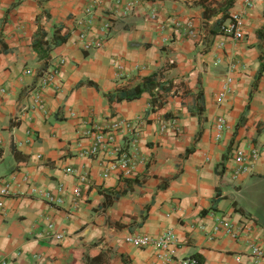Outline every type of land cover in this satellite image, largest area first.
Here are the masks:
<instances>
[{
    "label": "crops",
    "instance_id": "obj_1",
    "mask_svg": "<svg viewBox=\"0 0 264 264\" xmlns=\"http://www.w3.org/2000/svg\"><path fill=\"white\" fill-rule=\"evenodd\" d=\"M88 5V0L42 5L0 0V190L6 185L11 193L0 195V259L164 264L154 248H135L125 238L171 231L179 241L178 261L199 255L203 264H238V258L245 264L242 240L211 231L217 219H247L249 235L264 251V73L257 79L264 0H252L251 7L246 0H101L91 31L110 18L112 34L85 52L77 40L78 21ZM235 17L242 21V40L221 31ZM220 21L218 33L210 35ZM39 28L46 40L57 28L67 36L48 52L44 72L45 61L32 46ZM189 30L201 34V41L188 36ZM62 57L56 79L40 88L41 76ZM153 76L173 85L159 107L152 105L155 91L129 102L105 98ZM35 92L43 110L31 107ZM217 117L226 121L219 141ZM128 121L137 126L135 151L130 134L118 130L106 151L84 154L95 132ZM236 148L248 158L253 149L262 151L249 168L234 160ZM122 154L133 157L131 174L105 178L103 167ZM112 190L127 193L105 207L100 192ZM42 192L57 195L62 204L48 205ZM258 264H264V255Z\"/></svg>",
    "mask_w": 264,
    "mask_h": 264
},
{
    "label": "built area",
    "instance_id": "obj_2",
    "mask_svg": "<svg viewBox=\"0 0 264 264\" xmlns=\"http://www.w3.org/2000/svg\"><path fill=\"white\" fill-rule=\"evenodd\" d=\"M101 0H88L89 5L85 8L83 15L84 17L78 21V25L81 27L78 34V42L80 43L81 49L85 52H89L96 48L101 47L106 40L112 34V26L113 20L107 18L101 22L96 31L92 33V25L94 24V8ZM252 0H246V6L251 7ZM132 5H129V10H132ZM242 21L239 17H235L234 20L228 25L223 26L221 31L224 35L231 36L235 40H242ZM188 36L192 38H198L201 41V34H197L192 30H189ZM65 63V59L59 58L56 62V65L53 69L45 72L40 78L39 87L43 88L48 84L52 83L60 72V66ZM231 80H228V85ZM229 87L226 86L224 91L219 95L218 101H222L226 92H228ZM0 94H2V90H0ZM41 94L39 92H35L33 95V104L31 107H35L38 110L44 109V102ZM136 125L130 121L121 122L115 124L112 130H107L106 132L97 131L94 133L93 142L90 148L84 153L89 157L97 156L104 151H106L108 146H112L115 144V131L125 130L130 134V143L131 148L135 151L134 146L137 141L136 135ZM226 130V121L223 117H217L214 122V139L219 141L222 139L223 133ZM262 150L253 149L250 153V157H246V155L236 149H233L232 156L234 160L240 165H246L251 168L254 163L259 158ZM131 154H122L116 159L115 163L107 162L103 167V176L107 178L111 173L118 172V174L122 177H127L131 174ZM85 177H81L80 182H84ZM32 193H35L33 189H30ZM58 191H62L61 188H58ZM9 187L3 186L0 190V195L3 197H8L10 195ZM42 199L53 207H58L62 204V199L57 197V195L51 194L50 192H42L40 193ZM75 196L80 195L79 186L76 188L74 192ZM0 208H2L0 204ZM49 229L52 230V226H49ZM212 234L222 233L227 236H231L236 240H242L244 246L246 248L245 257L247 262L245 264H258L259 260L262 259L264 255L263 248L260 246L259 242L253 239L250 233V221L247 219H243L237 223L230 222L225 218H220L216 220V224L212 228ZM53 238L55 240L62 239V235L54 234ZM125 241L134 246L135 248L145 249V248H154L156 252V257L158 260L162 261L164 264H194V260L191 259H183L176 260V249L178 248L179 241L175 234L171 231H166L158 236H148V235H130L125 238ZM238 264H242L241 260L237 259ZM0 264H8V262L4 259H0ZM244 264V263H243Z\"/></svg>",
    "mask_w": 264,
    "mask_h": 264
},
{
    "label": "trees",
    "instance_id": "obj_3",
    "mask_svg": "<svg viewBox=\"0 0 264 264\" xmlns=\"http://www.w3.org/2000/svg\"><path fill=\"white\" fill-rule=\"evenodd\" d=\"M48 0H40V5H42L43 3L47 2ZM231 2L229 1L226 4V8L230 7ZM44 12H42L43 14ZM46 14V13H45ZM48 15V14H47ZM46 15V17H48ZM222 24V21L217 22L213 27H211L208 30V33L210 35H215L218 33V28L220 27V25ZM61 28H57L53 34V36L51 37L50 40H46V33L39 28L38 29V33L35 37V40L33 42V49L34 51H36V53L38 54V59L39 60H44L45 64L43 65V72L46 70L47 68V62L46 60L48 59V52L56 47L61 45L62 43H64L67 39L66 35H62L61 34ZM258 34L260 36L261 39L264 38V28L262 30L258 31ZM260 66H259V71H258V75H257V79L263 75L264 73V54L260 56ZM87 85H94L92 82L88 81L86 83ZM173 85L172 84H168V85H161L159 84V82L155 81V76H153L152 78H146L143 82L142 85H138L135 86L131 89H122L118 92H116L115 94H109L106 95L105 98L109 103L112 102H122V101H133L136 100L140 97V95L144 92H149L152 94V91H155L157 93V96H154L152 94V105L153 107H159L161 106L163 103L161 102V99H163V97H165L166 95H168L170 93V91L172 90ZM202 96V92L201 90L198 92L197 98L201 99ZM251 96V95H250ZM200 112V110H199ZM192 151V149H188L186 151V154H189ZM14 155L17 157V153H14ZM22 165L21 162H18V165ZM125 183H131L132 181L130 180H124ZM127 192L126 191H119V190H112V191H102L100 192V194L102 195V197H104L105 201L103 203V205L105 207H108L109 205H111L114 201H117L120 197H122L123 195H125ZM192 259L195 261L194 264H203L204 260L201 256L199 255H193L191 256Z\"/></svg>",
    "mask_w": 264,
    "mask_h": 264
}]
</instances>
